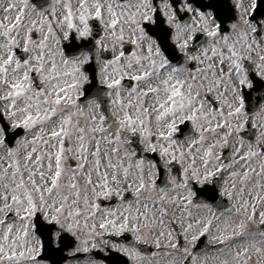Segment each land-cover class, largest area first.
Here are the masks:
<instances>
[{"label": "snow or ice", "instance_id": "snow-or-ice-1", "mask_svg": "<svg viewBox=\"0 0 264 264\" xmlns=\"http://www.w3.org/2000/svg\"><path fill=\"white\" fill-rule=\"evenodd\" d=\"M234 7L238 18L230 0L0 8V264H60L81 233L127 241L103 242L106 264H203L208 253L188 247L177 260L170 209L191 242L215 228L219 264H264V0ZM113 193L121 204L102 207ZM150 237L156 252L137 247Z\"/></svg>", "mask_w": 264, "mask_h": 264}, {"label": "rangeland", "instance_id": "rangeland-1", "mask_svg": "<svg viewBox=\"0 0 264 264\" xmlns=\"http://www.w3.org/2000/svg\"><path fill=\"white\" fill-rule=\"evenodd\" d=\"M6 1H9V0H6ZM248 1V0H247ZM3 0H0V8H2V6H3ZM247 3L248 2H245V6H247ZM8 5V4H7ZM7 5H5L4 7H7ZM3 12H2V10H0V19H2V17H3ZM237 170H240V168H239V166L237 167ZM172 194V193H171ZM175 213H178L177 212V210H176V212ZM195 216V215H194ZM98 219H99V217H98ZM171 221H174V223L176 222V223H178V225H179V227H180V229L184 232V226H186V225H182V223H181V221H180V219H178L177 218V216L174 214V212H173V209H170L169 210V215H168V217L165 219V227H166V231H171V229H172V227H171ZM159 227H157L156 228V230H155V232L153 233V235H157L158 234V232H159ZM172 232V231H171ZM215 234V228H213V231L210 233V235H209V240H213L212 239V237H213V235ZM189 236V235H188ZM78 240H79V244H78V246H77V248H80V247H82V245H81V241L82 240H85V239H88L89 240V242H88V245H87V247H90V246H92V244H93V240H91V239H89L86 235H84L83 233H81L80 235H79V237H76ZM95 241L97 242V241H102V242H104L102 239H101V237H100V235H97L96 237H95ZM148 243H151V244H153L154 245V242H153V240L151 239V237L149 238V241H148ZM168 243V241L165 239V240H163V244H167ZM160 251V253H161V255L164 253V252H172L173 250L171 249V248H162L161 250H159ZM217 254H215V255H213V257L214 256H216ZM182 256H179L178 258H177V260H179L180 258H181ZM221 258H224V257H221ZM158 259V264H168V261L169 260H171L172 259V257L171 256H169V257H163V258H157ZM213 259H212V257H210V258H208L207 260H206V262L205 261H203V264H210V261H212ZM154 264H156V261H154ZM212 264H218V261H214Z\"/></svg>", "mask_w": 264, "mask_h": 264}, {"label": "flooded vegetation", "instance_id": "flooded-vegetation-1", "mask_svg": "<svg viewBox=\"0 0 264 264\" xmlns=\"http://www.w3.org/2000/svg\"><path fill=\"white\" fill-rule=\"evenodd\" d=\"M230 2H231V4H232L233 7H234V2H235V0H230ZM73 3H75V0H73ZM234 9H235V7H234ZM235 11H237V10L235 9ZM90 23L95 24L97 27H99V24H98L97 21H92V22H90ZM100 34H103V33L101 32ZM73 39H75V36H73ZM64 43H67V41H65ZM97 68H98V72H99V67H98V65H97ZM98 80H99V77H98ZM141 146H142V145H141ZM142 148H143V146H142ZM230 162H231V160H230ZM230 162H229V163H230ZM237 167H238V165L236 166V169H235V170H237ZM224 177H225V179L228 177V172H225V173H224ZM217 178L219 179V177H217ZM221 185H223V180H221ZM197 186H198V185H197ZM122 195H127L128 200H133V199H134V198L132 197L131 193H126V194H125V193H122ZM112 196H114V197H116V198H120V197H118L115 193H113ZM221 199H222V200H225L226 203H228V205L231 206L232 201H228V200H227V197H221ZM128 200H125V201H124V204H125V205H127ZM120 204H121V201H119L118 205H120ZM178 215L180 216V213H179ZM194 215H199V213L194 212ZM221 219H223V218H221ZM258 220H259V217H258V215H257V223L252 224V228H251L250 230L248 229L250 233H255V232H257V230H258ZM206 239H207V234H206Z\"/></svg>", "mask_w": 264, "mask_h": 264}, {"label": "water", "instance_id": "water-1", "mask_svg": "<svg viewBox=\"0 0 264 264\" xmlns=\"http://www.w3.org/2000/svg\"><path fill=\"white\" fill-rule=\"evenodd\" d=\"M78 256H84V255H80V254L76 255V257H78Z\"/></svg>", "mask_w": 264, "mask_h": 264}]
</instances>
